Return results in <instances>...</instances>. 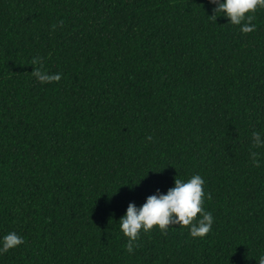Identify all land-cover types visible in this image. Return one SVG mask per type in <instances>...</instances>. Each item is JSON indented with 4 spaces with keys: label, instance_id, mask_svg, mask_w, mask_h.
Returning a JSON list of instances; mask_svg holds the SVG:
<instances>
[{
    "label": "trees",
    "instance_id": "16d2710c",
    "mask_svg": "<svg viewBox=\"0 0 264 264\" xmlns=\"http://www.w3.org/2000/svg\"><path fill=\"white\" fill-rule=\"evenodd\" d=\"M214 8L0 0V237L24 239L0 264H259L264 9L242 33ZM36 68L61 79L42 84ZM194 174L212 230L154 227L128 253V203Z\"/></svg>",
    "mask_w": 264,
    "mask_h": 264
},
{
    "label": "clouds",
    "instance_id": "9594fccd",
    "mask_svg": "<svg viewBox=\"0 0 264 264\" xmlns=\"http://www.w3.org/2000/svg\"><path fill=\"white\" fill-rule=\"evenodd\" d=\"M215 4L214 17L217 13L224 15L232 25L239 26L242 33L255 30V19L249 13L255 12L258 8L264 9V0H210ZM33 63H37L36 60ZM32 75L40 83L58 82L61 79L60 73L48 74L36 68ZM252 145L256 148L264 147V139L259 131L252 132ZM258 153L250 152V158L254 166L259 167ZM204 179L199 174H194L187 180L174 178V184L168 188L166 193L159 189L154 194L146 197L145 202L140 206L129 202L124 214L119 218L120 232L128 238L125 245L126 251L132 253L137 247L141 231L147 233L154 227L163 234H167L170 226H186L193 238H203L212 230L214 217L211 212L205 211L203 202L205 198ZM211 199V194L207 195ZM200 218L197 220V214ZM24 243L23 237L15 232H8L0 237V254ZM259 264H264V257L260 258Z\"/></svg>",
    "mask_w": 264,
    "mask_h": 264
}]
</instances>
